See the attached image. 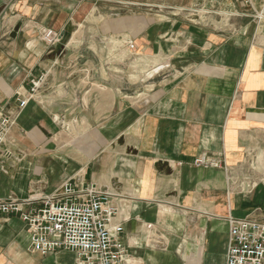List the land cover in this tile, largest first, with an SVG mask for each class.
<instances>
[{"label": "crops", "instance_id": "1", "mask_svg": "<svg viewBox=\"0 0 264 264\" xmlns=\"http://www.w3.org/2000/svg\"><path fill=\"white\" fill-rule=\"evenodd\" d=\"M141 7L0 0V105L17 114L0 200L93 185L128 264H225L228 219L264 223V18L220 29ZM29 247L24 223L0 218V264H78Z\"/></svg>", "mask_w": 264, "mask_h": 264}, {"label": "built area", "instance_id": "2", "mask_svg": "<svg viewBox=\"0 0 264 264\" xmlns=\"http://www.w3.org/2000/svg\"><path fill=\"white\" fill-rule=\"evenodd\" d=\"M41 35L49 46L60 41L59 34L50 29H44ZM129 47L133 48L132 43ZM40 81H32L31 95ZM26 103L27 100L20 101L19 109ZM16 117L17 114L0 105V151L7 143ZM194 165L219 168L223 163L201 155ZM110 197V193L93 185L75 190L65 184L59 193L51 196L0 200V218L17 216L24 223L32 253L71 251L76 254L78 264H128L125 247L119 239L122 228L109 226L116 214ZM228 223L225 264H264V223L249 218H230Z\"/></svg>", "mask_w": 264, "mask_h": 264}, {"label": "rangeland", "instance_id": "3", "mask_svg": "<svg viewBox=\"0 0 264 264\" xmlns=\"http://www.w3.org/2000/svg\"><path fill=\"white\" fill-rule=\"evenodd\" d=\"M137 1L142 5H146L145 8L141 7V11L149 9L153 14L166 17H169L170 14L177 17L188 16L190 20L198 25H207L209 27L214 25L216 28L223 24H236L238 26L240 22L244 21V18L249 16L256 17L257 22L259 19L264 18V0Z\"/></svg>", "mask_w": 264, "mask_h": 264}]
</instances>
